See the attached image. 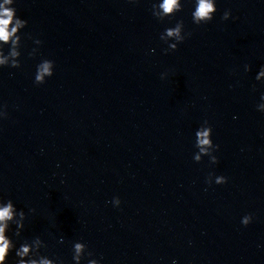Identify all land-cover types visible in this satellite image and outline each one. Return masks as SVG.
<instances>
[{"label": "clouds", "instance_id": "9594fccd", "mask_svg": "<svg viewBox=\"0 0 264 264\" xmlns=\"http://www.w3.org/2000/svg\"><path fill=\"white\" fill-rule=\"evenodd\" d=\"M136 2V0H130ZM15 0H2L0 2V68H20L21 67V47L22 36L21 30L27 27V20L21 19L17 15V9L13 6ZM183 10L182 0H161V2L153 3L151 13L157 20L163 22L169 17L175 16L178 12ZM217 11L216 0H194V10L192 11V22L199 26L206 24L213 20ZM231 16L230 11L223 13L222 19L228 20ZM191 35L190 32H185L183 20L177 21L174 27L165 28L164 32L160 34V40L168 45L164 49L165 53L169 51H176L178 45L183 43L187 37ZM170 41H174L171 42ZM36 45H40L42 41L35 40ZM8 46V51L5 53L4 48ZM38 49L33 48L30 56H35ZM154 51V50H153ZM54 61L43 59L36 66L34 74V83L36 85L44 84L47 78L54 74ZM245 72L251 70L250 65L244 66ZM165 74L161 75L164 78ZM256 81H264V66L261 67L255 77ZM255 89V85L253 86ZM261 103L257 104L256 108L260 112H264V94L260 97ZM8 117L7 105H0V119ZM212 127L208 121L205 120L203 124L195 132V148L198 149L193 155V160L197 163L202 161V158L207 156L211 164L218 163V157L214 154L219 150V145L214 144L212 140ZM213 182L217 185L227 183V177L216 176L214 173H209L206 183L211 185ZM114 207H119L121 200L119 197H114L111 201ZM34 208H29L26 214L23 209L17 210L15 204L11 199L6 202L0 199V264H8L9 256L15 251V264H65V261L60 258H49L47 255L41 253V249H46L48 245L36 236L33 239L25 240L16 246L15 242L8 236V232L12 225H15L14 235L21 237L22 231L25 227V221L28 219V214L35 213ZM253 220L251 214L242 217L241 224L248 226ZM60 243H63L61 237ZM94 253L88 249V245L84 242L76 241L72 243V261L74 264H81L86 258L93 257ZM87 264H100L99 259H87ZM173 264H176L173 261Z\"/></svg>", "mask_w": 264, "mask_h": 264}]
</instances>
